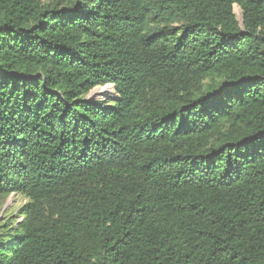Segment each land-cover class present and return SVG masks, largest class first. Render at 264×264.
Returning a JSON list of instances; mask_svg holds the SVG:
<instances>
[{
  "label": "trees",
  "instance_id": "trees-1",
  "mask_svg": "<svg viewBox=\"0 0 264 264\" xmlns=\"http://www.w3.org/2000/svg\"><path fill=\"white\" fill-rule=\"evenodd\" d=\"M12 194L0 264H264V0H0Z\"/></svg>",
  "mask_w": 264,
  "mask_h": 264
},
{
  "label": "rangeland",
  "instance_id": "rangeland-1",
  "mask_svg": "<svg viewBox=\"0 0 264 264\" xmlns=\"http://www.w3.org/2000/svg\"><path fill=\"white\" fill-rule=\"evenodd\" d=\"M233 12L237 21L240 23L241 11L237 5L233 7ZM91 91L86 95L87 100L114 101L116 99L113 87L109 85L100 91ZM92 94H95V96H91ZM24 204L25 200L19 195L12 194L5 200L0 199V227L10 224L15 227V225L22 220L19 210ZM2 230H4V228Z\"/></svg>",
  "mask_w": 264,
  "mask_h": 264
},
{
  "label": "bare ground",
  "instance_id": "bare-ground-1",
  "mask_svg": "<svg viewBox=\"0 0 264 264\" xmlns=\"http://www.w3.org/2000/svg\"><path fill=\"white\" fill-rule=\"evenodd\" d=\"M91 96H95V94H92Z\"/></svg>",
  "mask_w": 264,
  "mask_h": 264
}]
</instances>
